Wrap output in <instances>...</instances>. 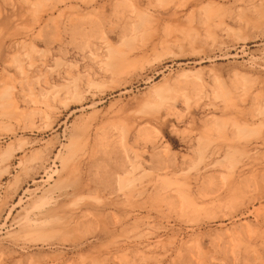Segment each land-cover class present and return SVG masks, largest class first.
Segmentation results:
<instances>
[{"label":"rangeland","instance_id":"374dc122","mask_svg":"<svg viewBox=\"0 0 264 264\" xmlns=\"http://www.w3.org/2000/svg\"><path fill=\"white\" fill-rule=\"evenodd\" d=\"M0 264H264V0H0Z\"/></svg>","mask_w":264,"mask_h":264}]
</instances>
